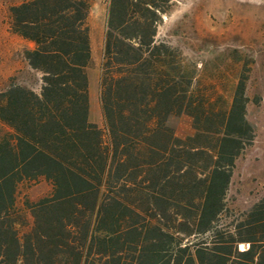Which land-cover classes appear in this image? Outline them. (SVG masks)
Wrapping results in <instances>:
<instances>
[{"label": "trees", "instance_id": "16d2710c", "mask_svg": "<svg viewBox=\"0 0 264 264\" xmlns=\"http://www.w3.org/2000/svg\"><path fill=\"white\" fill-rule=\"evenodd\" d=\"M105 1L103 128L89 119L94 0L9 7L40 83L0 91L10 129L0 137V264H211L209 242L227 254L260 240L264 197L242 212L227 203L234 160L252 139L244 75L226 95L222 78L156 38L172 0ZM181 116L192 127L183 137L171 124ZM39 178L50 193L19 202L20 184Z\"/></svg>", "mask_w": 264, "mask_h": 264}, {"label": "rangeland", "instance_id": "374dc122", "mask_svg": "<svg viewBox=\"0 0 264 264\" xmlns=\"http://www.w3.org/2000/svg\"><path fill=\"white\" fill-rule=\"evenodd\" d=\"M25 0H0V91L10 82L38 91L40 74L32 70L23 52L30 42L9 27V7ZM162 17L156 38L176 47L182 56L205 66L212 78L221 79L226 95L241 72L245 77V118L252 126L250 143L234 160L227 193L230 208L242 207L264 195V0H172ZM105 0H94L90 15L92 66L89 69L90 121L103 128L98 103L99 74L104 34ZM241 56L239 63L232 55ZM243 61V69L240 66ZM179 137L192 133L187 117L173 118ZM211 134L200 130L199 133ZM7 133L0 123V137ZM215 135V134H213ZM51 185L43 178L19 186L18 201L46 196Z\"/></svg>", "mask_w": 264, "mask_h": 264}, {"label": "crops", "instance_id": "0c3cea01", "mask_svg": "<svg viewBox=\"0 0 264 264\" xmlns=\"http://www.w3.org/2000/svg\"><path fill=\"white\" fill-rule=\"evenodd\" d=\"M30 44L32 45L31 42ZM98 103H99V99H98ZM89 105H90V96H89ZM99 108H100V104H99ZM89 112H90V106H89ZM100 114H101V110H100ZM101 118H102V115H101ZM0 123L6 126L2 122ZM6 128H7V133H9L10 131L9 127L6 126ZM229 188H230V184L228 186L227 193L229 192ZM262 197H264V195L253 199L249 205L242 207L238 212L248 211L250 207L254 203L258 202ZM207 244H208L207 245L208 248H205V251L211 257V260H210L211 264H216L214 258L219 259L217 264H264V236L260 240L257 239L255 241L251 240V241L236 242L235 243L236 248H235V245L233 248L234 252H229L227 254H224V252H222L221 249L217 247V246L220 247L221 243L209 242ZM251 244L253 245V250L251 252H243L242 255L238 254L239 252L237 251H246L251 246ZM224 256L226 257L225 260H224Z\"/></svg>", "mask_w": 264, "mask_h": 264}]
</instances>
